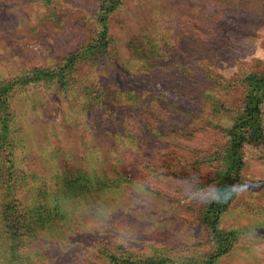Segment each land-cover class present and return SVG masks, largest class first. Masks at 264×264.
Returning a JSON list of instances; mask_svg holds the SVG:
<instances>
[{
    "label": "rangeland",
    "instance_id": "374dc122",
    "mask_svg": "<svg viewBox=\"0 0 264 264\" xmlns=\"http://www.w3.org/2000/svg\"><path fill=\"white\" fill-rule=\"evenodd\" d=\"M102 1L0 0V80L58 72L9 99L16 197L51 219L14 251L0 194V264H187L214 251L203 214L243 105L235 81L264 69V0H123L99 57ZM244 156L240 177H221L234 195L218 228L237 240L215 264H264V144Z\"/></svg>",
    "mask_w": 264,
    "mask_h": 264
},
{
    "label": "trees",
    "instance_id": "16d2710c",
    "mask_svg": "<svg viewBox=\"0 0 264 264\" xmlns=\"http://www.w3.org/2000/svg\"><path fill=\"white\" fill-rule=\"evenodd\" d=\"M123 2V0L102 1L96 18L100 41L96 44L95 55L107 54L109 46L113 42V38L110 36V18L116 10L122 7ZM57 77L58 72L56 70L37 68L15 80H0V194L3 197L1 221L3 224L2 229L12 242L11 249L14 251L19 246L24 245V237H26L27 233H34L35 228H46L47 223L50 222L51 215L45 209V205L40 204L37 206L35 204L32 209H27L25 207L26 204H22L16 197L19 182L16 168L11 158L15 148L13 139L15 113L9 99L13 91L18 87H25L32 83L38 84L42 81L54 82ZM235 82H239L240 87L243 88V105L238 109L234 123L229 127H223L228 141L222 151L219 152V156L222 157L224 164L213 172L215 174L212 181L215 184L216 193L206 204L203 214V221L208 225L212 233L214 251L206 256L204 261H194L187 264H215L216 260L228 253L234 242H236L235 232L224 231V233H221L218 228L221 216L229 208L234 195L232 188L222 193L221 177L225 171H234L240 177V171L245 166V146L260 147L264 144L262 106L264 102V69L262 71L244 73ZM83 174L85 173L79 172L75 179L69 178L73 188L77 187L76 184L78 182H83ZM90 180L86 182L88 183ZM81 189H83V186H81ZM109 257H111L113 264H176L175 260L165 258L133 260L130 257L115 254H111Z\"/></svg>",
    "mask_w": 264,
    "mask_h": 264
}]
</instances>
